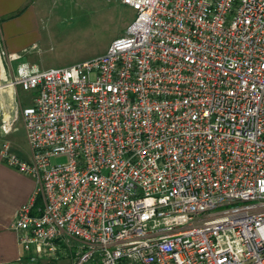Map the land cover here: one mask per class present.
I'll return each instance as SVG.
<instances>
[{
    "label": "built area",
    "instance_id": "obj_1",
    "mask_svg": "<svg viewBox=\"0 0 264 264\" xmlns=\"http://www.w3.org/2000/svg\"><path fill=\"white\" fill-rule=\"evenodd\" d=\"M123 2L105 53L0 66L3 135V86L35 92L20 264H264V0Z\"/></svg>",
    "mask_w": 264,
    "mask_h": 264
},
{
    "label": "rangeland",
    "instance_id": "obj_2",
    "mask_svg": "<svg viewBox=\"0 0 264 264\" xmlns=\"http://www.w3.org/2000/svg\"><path fill=\"white\" fill-rule=\"evenodd\" d=\"M38 6L43 35L23 56L41 68L68 66L105 53L114 39L126 33L136 15L123 0H40ZM0 56L9 62L14 60L12 56ZM10 71L14 72V68ZM19 89L23 101L35 95L34 91ZM15 127V132L6 135L0 131V145L10 143L12 154L29 160L23 121L18 125L15 122ZM64 161V156L53 158V162Z\"/></svg>",
    "mask_w": 264,
    "mask_h": 264
},
{
    "label": "crops",
    "instance_id": "obj_3",
    "mask_svg": "<svg viewBox=\"0 0 264 264\" xmlns=\"http://www.w3.org/2000/svg\"><path fill=\"white\" fill-rule=\"evenodd\" d=\"M39 2L40 0H0V46L13 55L12 59H14L9 62L8 59L0 56V66L3 67L2 74L5 78L10 76L11 68L16 70L21 62H28L23 55L29 53L43 35L44 26L41 22ZM19 54L21 56H15ZM19 87L21 86L5 85L1 89L3 117L11 119L16 117L17 125L19 121H23L22 108L30 106L35 97L32 95L27 101H23ZM1 121L0 117V124ZM16 129L15 127L11 133ZM25 138L27 141L26 134ZM1 149L2 145H0V264H20L23 250L12 224L20 206L36 190L37 181L31 175L10 166L2 158Z\"/></svg>",
    "mask_w": 264,
    "mask_h": 264
}]
</instances>
